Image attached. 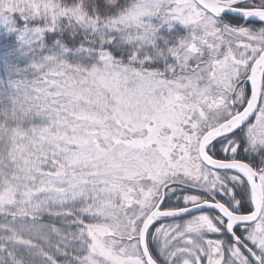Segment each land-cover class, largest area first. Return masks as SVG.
<instances>
[{
    "label": "snow or ice",
    "instance_id": "6c2138e0",
    "mask_svg": "<svg viewBox=\"0 0 264 264\" xmlns=\"http://www.w3.org/2000/svg\"><path fill=\"white\" fill-rule=\"evenodd\" d=\"M0 264H264V0H0Z\"/></svg>",
    "mask_w": 264,
    "mask_h": 264
}]
</instances>
